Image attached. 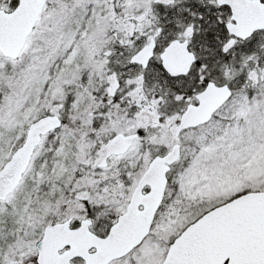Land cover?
Returning a JSON list of instances; mask_svg holds the SVG:
<instances>
[{"label":"snow or ice","instance_id":"snow-or-ice-1","mask_svg":"<svg viewBox=\"0 0 264 264\" xmlns=\"http://www.w3.org/2000/svg\"><path fill=\"white\" fill-rule=\"evenodd\" d=\"M0 264H264V0H0Z\"/></svg>","mask_w":264,"mask_h":264}]
</instances>
